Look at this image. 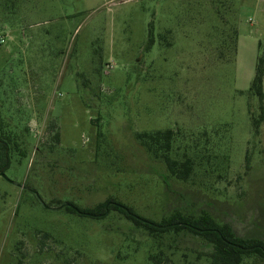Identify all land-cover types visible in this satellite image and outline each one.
I'll list each match as a JSON object with an SVG mask.
<instances>
[{
	"label": "rangeland",
	"instance_id": "1",
	"mask_svg": "<svg viewBox=\"0 0 264 264\" xmlns=\"http://www.w3.org/2000/svg\"><path fill=\"white\" fill-rule=\"evenodd\" d=\"M0 34V114L19 148L0 174V264H149L159 251L162 264H210L195 236L158 246L116 212L82 217L55 201L112 198L155 222L191 209L264 240L251 92L264 0H0ZM166 130L172 158L194 163L187 182L136 139Z\"/></svg>",
	"mask_w": 264,
	"mask_h": 264
},
{
	"label": "trees",
	"instance_id": "2",
	"mask_svg": "<svg viewBox=\"0 0 264 264\" xmlns=\"http://www.w3.org/2000/svg\"><path fill=\"white\" fill-rule=\"evenodd\" d=\"M153 40L148 42L152 46ZM264 55L258 59L255 78L251 86V92L258 97L261 102L260 115L253 118L254 136H259L261 127L264 124ZM50 130H55V124L49 125ZM6 123L0 114V174L10 167V155L18 145L6 132ZM175 133L172 130L157 131L153 133L136 134L137 141L155 159H160L166 165L172 177L178 181L187 182L194 170V163L191 159L184 161L175 160L171 156L173 150ZM56 143H60V132H56L54 137ZM249 167L250 159L246 157ZM54 205L61 209L64 206L61 202L55 201ZM79 210L64 207L68 213L77 214L82 217L94 219H105L112 212L118 213L126 221L131 223L134 229L143 230L152 238L153 242L159 246L161 240L170 235L187 233L201 239L208 247L206 257L210 264H244L247 259L258 258L264 262V240L258 238H245L236 234L233 227L228 223H221L207 212L195 215L191 210H174L169 216L164 217L160 222L143 218L125 204L114 199H109L104 203L96 205L94 208L83 209L71 204ZM164 253L159 251L148 258L149 264H162L167 261Z\"/></svg>",
	"mask_w": 264,
	"mask_h": 264
},
{
	"label": "built area",
	"instance_id": "3",
	"mask_svg": "<svg viewBox=\"0 0 264 264\" xmlns=\"http://www.w3.org/2000/svg\"><path fill=\"white\" fill-rule=\"evenodd\" d=\"M5 36H3L2 34H0V45H4L5 44Z\"/></svg>",
	"mask_w": 264,
	"mask_h": 264
},
{
	"label": "water",
	"instance_id": "4",
	"mask_svg": "<svg viewBox=\"0 0 264 264\" xmlns=\"http://www.w3.org/2000/svg\"><path fill=\"white\" fill-rule=\"evenodd\" d=\"M64 207H69V208H73L75 209L77 212H79V210L77 208H75L74 206L70 205V204H67V205H64V206H61L60 208H64Z\"/></svg>",
	"mask_w": 264,
	"mask_h": 264
}]
</instances>
